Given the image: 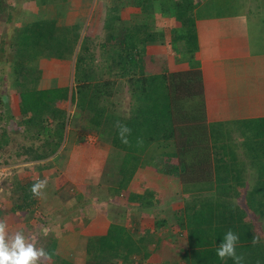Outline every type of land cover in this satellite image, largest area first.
Segmentation results:
<instances>
[{"label":"trees","instance_id":"16d2710c","mask_svg":"<svg viewBox=\"0 0 264 264\" xmlns=\"http://www.w3.org/2000/svg\"><path fill=\"white\" fill-rule=\"evenodd\" d=\"M158 1L128 0L127 4L148 12ZM161 1L168 4V11L164 10V13L170 14L165 25L179 27L173 39L183 42L185 52L194 58L199 49L196 30V21L201 17L199 0L197 3L195 0ZM226 1L230 5L235 0ZM11 11L5 1L0 0V23L4 20L5 25L10 24ZM152 12L159 15L156 9ZM120 22L123 19L119 12L107 19L112 45L101 47V66L109 80L103 84L87 82L83 70L88 54H81L76 63L81 75L78 77L80 87L72 94V101L86 114V129L114 146L113 165L105 175L106 180L113 183L107 189L110 201L123 197L130 203H144L145 195L129 191L140 168L153 167L161 173L176 176L183 185L184 207L173 213L168 211L172 215L167 213V216L180 234L187 237L188 248L181 255L178 253L179 258H168L169 264H180L179 260L185 264H264V246L256 240L251 222L254 213L264 218V180L249 188L246 182L223 184L216 179L214 135L207 119L202 71L198 68L176 72L165 69L159 74H148V46L165 44L166 32L149 31L146 23L135 26L129 21L126 25ZM80 40L79 24L59 25L56 18L39 19L19 27L11 42L0 27V62L11 66L14 87L21 97L22 116L31 113L21 123L28 125L27 130H36L39 134H48L51 130L47 125L49 122L56 125L43 145L26 148L34 161L60 156L68 117L56 99L64 98L69 92L68 88L38 89L37 80L30 71L39 72L40 76L41 58H66L70 45H77ZM86 49L91 51L89 47ZM90 61L94 63L92 53ZM96 72L92 69L91 74ZM125 78L131 86L129 94L134 104L130 117L121 118L118 111L109 109L111 95L107 94L116 87L118 80L122 82ZM3 97L7 107L5 112H9V97ZM104 99L108 101L104 102ZM32 195L38 194H27L24 198L27 205H30L28 198L31 201ZM17 208L25 207L19 205ZM109 215L111 219L115 217V214ZM120 215L124 216V212ZM157 216V228L169 226L171 221L159 213ZM117 220L119 223L112 222L107 234L87 239V264H142L138 257L145 260L151 256L147 245L154 239L145 233L136 239L122 224L124 218ZM229 231L239 236L235 242L239 260L217 255V249L226 242ZM158 246L165 248L161 242ZM171 248L175 250V247ZM55 249L56 243L52 242L46 250L49 258L58 264H73L60 258Z\"/></svg>","mask_w":264,"mask_h":264},{"label":"rangeland","instance_id":"374dc122","mask_svg":"<svg viewBox=\"0 0 264 264\" xmlns=\"http://www.w3.org/2000/svg\"><path fill=\"white\" fill-rule=\"evenodd\" d=\"M4 1L7 8L9 7L13 12L9 25H5L4 20L0 23L1 32L5 33L8 41L11 42L16 29L22 27L17 24L22 19L21 16L25 17L24 23L56 18L59 25L79 24L81 40L77 45H70L66 58H41L39 61L40 76L39 72L35 74L30 71L33 79L37 80L38 89L68 88V95L56 99L58 106L66 111L68 117L65 140L60 149V156L57 158L56 155H52L45 160L34 161L31 159L30 153L26 151V148H30L31 145H35V148L43 145L46 139L52 136L56 125L50 122L47 124L51 129L48 130V134L27 130L28 125L21 123V120L29 117L31 113L26 114L25 117L22 116L21 97L14 87L15 76L12 74L11 66L0 62V222L7 223L10 235L23 230L30 240L35 238L34 242L37 248L43 247L46 251L54 242L56 243L55 252L60 258L73 264H87L86 243L90 237L88 234L89 231L91 233V231L101 229L102 212L107 209L110 214H115L117 219L121 216L119 213L123 214L124 212L122 218L125 219V222L131 221L132 217H138L140 222L143 221L137 230L141 229L143 234H148L154 239L151 244L147 245L149 252L156 244H159L160 239L163 243H170V246L164 249L166 253L164 256L154 253L145 260L138 257L142 264H169L168 258H179L178 255L188 248L187 237L184 234L181 235L178 228L171 227L174 223L172 221L170 227L166 226L167 229L157 228L156 223L153 226L154 219L152 218L157 213L163 216V211H155V208L159 207V200L152 193L151 195L147 193V189H144L146 196L144 203H136L134 208H131L132 203L122 198L119 202L121 206H118L119 212L112 210L110 205L117 202L110 201L107 189L113 183H109L105 175L113 165L111 159L115 154L114 146L109 142L102 141L97 133L86 129V114L84 115L72 101L73 92L75 93L80 87L78 77L81 75L78 74L76 68L79 55L88 54L87 63L84 65L85 70H83L87 75V82L103 84L109 80L105 69L101 66L103 61L101 47L106 44L112 45L109 38L111 29L106 26L107 19H111L119 12L123 19V22H120L121 25L122 23L126 25L128 21L135 26L146 23L149 26V31H165L169 35L173 32L176 33L179 28H176L177 25H165V22L170 20V14L164 13V10L168 11V4L161 0L156 2L154 9L159 15L155 16V12H152L154 9L150 8L148 12H142L140 7L127 4L128 0ZM205 1L208 0H199L200 16L221 15L240 10L241 0H235L234 4L230 5L226 0H209L207 3ZM242 1L244 8H249L251 12L253 39L255 35L256 38H259L258 26L253 20L258 19L257 16L260 17L259 20L263 19L261 15H264V0ZM195 3H197L196 0ZM258 33L261 34V30ZM86 47H89L91 51L87 49L86 51ZM262 47L264 46L262 45ZM91 53L94 55V63L90 61ZM165 61V58H162L161 61L155 58L151 65L147 58V73L156 74L155 70L158 67L165 68ZM92 69H96L97 72L91 74ZM127 80V78L122 82L118 80L115 83L116 87L110 91V94H107L111 95L109 109L118 111L121 118L130 117L131 111H133L134 102L129 94L131 86ZM5 95L9 97V112H5L7 110L3 97ZM107 101L104 99V102ZM242 126L240 135L245 131L247 136L246 139H239L238 143L243 145L245 142L243 148L249 152V166L257 171L255 173L264 177V126L255 123ZM251 141L254 144L246 145ZM257 144L262 145L254 146ZM239 162L235 161L233 164L236 166ZM243 165L240 168H232L235 169L232 173H243ZM39 181H46V183L39 195L35 197L32 195L31 201L28 198L30 205H27L24 198L27 194L32 193V184ZM248 185L249 188H252L255 183L250 182ZM176 196L173 197L174 207L176 209L180 206L184 207L181 196L178 194ZM182 197L184 200L183 192ZM106 203H110V205L106 206ZM19 205H23L25 208H17ZM245 206L247 207L246 203ZM95 208L98 209L95 210ZM176 209L171 210V213ZM171 213L169 215H172ZM115 217L113 219L110 217V219L119 223ZM251 222L256 240L264 246V218L260 217L259 213H254ZM131 224L136 228V224L130 222L129 226H132ZM44 228L48 229L47 236L43 234ZM84 230L87 231V236L80 234ZM171 247H175V250ZM179 263L185 264L183 260H179ZM39 264L58 263L48 257L40 258Z\"/></svg>","mask_w":264,"mask_h":264},{"label":"crops","instance_id":"0c3cea01","mask_svg":"<svg viewBox=\"0 0 264 264\" xmlns=\"http://www.w3.org/2000/svg\"><path fill=\"white\" fill-rule=\"evenodd\" d=\"M15 14L17 15V13ZM261 16L263 19L259 20L260 17L257 16L258 19L253 20L258 26V31L261 30V34L257 31V34L260 35L259 38H256L255 35L254 39L250 19L251 12L249 8H244L242 0L238 12L199 17L196 21L199 49L194 58L185 52L183 42L173 39L176 34L174 32L167 35L165 44L148 46L149 56L147 58L151 65L155 58L160 61L162 58L166 59L165 68L158 67L155 70L156 74L161 73L164 69L176 72L198 68L202 71L207 119L214 135L216 179H219L223 184L256 183L259 180H264V177L255 173L257 171L249 166V152L243 148L245 142L243 145L238 143L239 139H246L247 136L245 131L240 135L243 124L253 125L255 123L264 126V47H262V45L264 46V15ZM20 18L22 19L17 23L18 25L23 26L30 23H24L25 17L21 16ZM250 144H254V142L246 143L248 146ZM258 151L260 152V148ZM70 160L72 161V159ZM235 161L240 162L235 166L233 164ZM242 165L243 173H232L235 170L232 168H240ZM144 189H147V193L150 195L152 193L159 200V207H156L155 211L158 209L164 211L162 217L172 221L167 213L176 209L173 197H177L178 194L183 201V185L179 178L161 173L155 168H141L131 182L129 191L145 195ZM122 198H117L115 201L117 203L112 205L106 203V206L110 205L113 210L117 209L119 212L118 206H121L119 202ZM132 205L131 208H134L136 203H132ZM181 207L183 206L179 208ZM102 214L101 229L91 231V233L89 231L88 236L107 234L113 221L110 219L107 209ZM154 216L152 218L154 219L153 226H155L158 217L157 214ZM123 222L136 239L143 235L141 229L137 230L143 222H140L138 217H132L128 222H125L124 219ZM130 222L136 224V228L132 224L129 226ZM171 225L172 223L169 222L168 227ZM166 226H162L160 229H167ZM171 227L175 228V226ZM152 229L154 230V228ZM80 234L87 236V231L84 230ZM160 242L165 245V248L170 246V243H163L162 239L158 243ZM165 248L164 246L159 248L156 244L151 249V255L155 253L164 256Z\"/></svg>","mask_w":264,"mask_h":264},{"label":"clouds","instance_id":"9594fccd","mask_svg":"<svg viewBox=\"0 0 264 264\" xmlns=\"http://www.w3.org/2000/svg\"><path fill=\"white\" fill-rule=\"evenodd\" d=\"M124 130L128 131L127 128ZM46 181H39L32 186V192L40 194ZM43 234L47 236L48 229L44 228ZM239 240L238 234L234 235L229 231L226 236V242L217 249V255L221 258L236 257L235 242ZM35 238L31 240L25 235L23 230L14 234H9L6 222H0V264H39L40 258H48L49 254L43 247L35 246Z\"/></svg>","mask_w":264,"mask_h":264}]
</instances>
